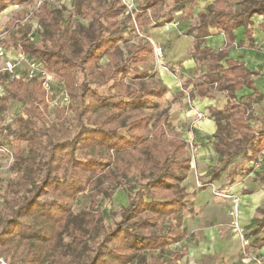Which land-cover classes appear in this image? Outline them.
I'll list each match as a JSON object with an SVG mask.
<instances>
[{
    "label": "trees",
    "instance_id": "1",
    "mask_svg": "<svg viewBox=\"0 0 264 264\" xmlns=\"http://www.w3.org/2000/svg\"><path fill=\"white\" fill-rule=\"evenodd\" d=\"M8 1L0 0V7ZM163 1L143 0L140 7L156 8ZM186 1L174 0L163 21L184 9ZM39 6L42 31L30 39L23 28L13 44L64 82L73 98L74 116L66 117V127L48 125L46 92L38 77L31 78L30 93L20 78L7 75L1 80L0 113L17 100L25 103L22 113L26 117L19 114L13 126L5 124L0 130L24 142L29 153H14L19 175L2 196L8 211L1 214L6 218L0 215V255L12 247L16 264H172L180 254L172 252L170 258L165 254L185 236L181 225L188 202L182 182L191 157L181 134L172 135L167 129V110L154 113L167 87L156 76L151 44L139 40L130 45L126 58L119 54L117 44L128 25L120 0H72L67 15L51 8L48 0H40ZM254 14L262 15L264 31V0H240L233 9L227 0H214L185 31L195 39L192 55L209 63L201 76L182 82V90L198 82L195 94L212 96L214 91H225L228 97L222 110H211L217 125L212 142L219 162L199 178L205 185L233 157L254 161L264 148V113L259 116L249 110L251 97H235L243 86L257 94L254 78L260 72L228 55L235 28L243 26L251 39ZM74 16L90 21L84 25ZM211 29L221 30L225 37L217 50L202 46ZM77 73L82 77L75 88ZM108 83V91L96 89ZM60 112L63 116L64 110ZM70 128H76L72 137L67 135ZM100 175L108 180L107 189L101 188ZM119 186L127 191V203L113 223L105 225L101 215L91 223L89 212H72L79 193L90 190L93 208L100 192L107 194ZM48 194L52 196L47 198ZM86 219L91 220L88 227L83 225ZM257 221L258 228L264 227V212ZM63 235L75 240L77 251L72 248L67 255L60 254ZM91 242L97 243L92 246ZM18 249L20 255L14 256Z\"/></svg>",
    "mask_w": 264,
    "mask_h": 264
},
{
    "label": "crops",
    "instance_id": "2",
    "mask_svg": "<svg viewBox=\"0 0 264 264\" xmlns=\"http://www.w3.org/2000/svg\"><path fill=\"white\" fill-rule=\"evenodd\" d=\"M213 2L214 0H187L184 9L174 11L171 20L166 22L163 20L167 17L169 8L159 12L165 5V0L156 8L140 7L142 11H153L155 21L145 26V34L162 48V59L160 61L153 59V64L156 76L166 85L167 91L164 97L157 101L163 99L171 103V111L175 112L173 125L180 130L185 141L192 140L195 149L194 160L190 163L187 176L182 182L188 202L181 225L185 236L179 244L172 243L169 246L165 257L170 258L172 252L180 254L178 259H172V264H256L243 255L239 241L231 232L228 200L215 196L210 186H196L199 178L207 175L212 167L218 165L219 155L212 142L217 125L211 110H222L227 104L228 97L225 91H214L212 96L195 94L198 82L191 83L182 90V82L201 76L209 63V60L195 59L191 53L195 39L185 34V31L197 21L199 13ZM138 20L141 24L139 17ZM262 21V15L254 14L251 17V39L245 35L243 26L235 28L233 30L235 39L228 50L229 57L239 59L249 69L260 72V75L254 78L257 94L254 89L247 86L235 91L237 100L251 97L249 110L259 116L264 113V31L260 27ZM224 43L223 32L219 29H211L209 35L204 38L202 46L217 50ZM220 63L224 65L225 59ZM258 94L260 97L257 96ZM168 107L170 109V105ZM197 112L203 114L201 119L196 118ZM238 156L242 155L233 157L212 182L229 192L240 194V221L251 233L253 249L261 258V264H264V239H262L264 227L258 228L257 221L264 212V187L260 182L258 183L260 186H257L254 181L246 177H256L257 173L261 175V172L258 170L251 172L249 169L247 172L241 169L235 170V167H239L241 159ZM242 157L248 161L246 157ZM235 174L239 176L238 180H234Z\"/></svg>",
    "mask_w": 264,
    "mask_h": 264
},
{
    "label": "rangeland",
    "instance_id": "3",
    "mask_svg": "<svg viewBox=\"0 0 264 264\" xmlns=\"http://www.w3.org/2000/svg\"><path fill=\"white\" fill-rule=\"evenodd\" d=\"M172 1L173 0H165V5L160 8L159 12L163 11L164 9L165 10L168 9ZM239 1L240 0H227V4L230 8L233 9L238 6ZM48 2L51 8L61 9L63 13L67 15L68 10L71 8L72 0H48ZM141 3H142V0H135V7L138 10L136 12V16L139 17L141 20V24H140V30L142 33L141 35H138L133 29V25L131 24V21H130V16L129 17L127 15L125 16L128 18V25L126 26L124 39L118 42L117 44V48L120 52L119 54H121L123 58H126L129 55V48L131 44L139 40L149 43L147 39V35L145 34L146 33L145 26L151 23L152 21H155L154 13L153 11H149V12L142 11L140 8ZM39 5H40V0H22L20 2H16L15 0H10L2 4L0 7V38H2V43L4 44L6 51H7V55L5 56V58L0 60V74H1L0 82L1 80L5 81V78L8 77L7 75H10L11 77L20 78L23 80L24 87L29 93L32 91L31 87L33 84L32 83L33 79L27 78L28 70L24 62H21L20 64H18L11 71H2V67L7 60L12 59V57H14L15 54H17L18 52H22L20 48L16 47L13 44V41H14V38L20 36L21 30L23 28H24V31L26 32L25 37L30 38V39L32 37L36 38L37 37L36 35L42 31V27L40 25L39 15H38L39 12L41 11ZM73 18L76 22H80L84 25H87L90 21L89 17L82 18L80 16H74ZM35 32L37 34H35ZM24 54H27V53H24ZM153 59H155V56ZM153 61L154 60H152V63ZM106 62H107L106 57H103L101 59V63L105 64ZM49 74L52 80V91L50 94L46 95V99H45V104L47 105V109H48V111L46 112V116H45L46 123L48 125H53L54 127H58L61 124L62 126L66 127L67 125L66 117L71 118L74 116L73 111L70 108L73 98L68 96V101L67 100L64 101L63 95H62L64 93L63 90L66 91L64 82L61 81V79L57 77L54 73L49 72ZM81 77H82L81 73L75 74V77H74L75 88H78L79 83L81 81ZM128 77H129V72L127 73V77H125V79L128 80L129 79ZM92 86L94 87L95 84H93ZM108 86H109V83L106 85L96 86V89L98 91H108ZM169 105H170V109L168 107ZM24 106H25V103L22 101L11 100L8 103L7 108L0 113V128L5 124H11L13 126L14 123L16 122V117L19 114H22L24 117H26V114L22 113ZM156 107L157 109L154 110V113L156 116L161 110L163 109L167 110L166 125H167V129L170 132H172V135H175L176 133H180V130L173 125L175 124V119L173 118V116H175V112L171 111V103L167 100L162 99L160 100V102L157 101ZM61 110H64L63 116L61 115V112H60ZM161 118H163V116ZM75 132H76V128H70L68 130L67 135L72 137ZM6 135L7 136H5L4 138L10 144V147L13 150V153H15L17 150H22L23 156L28 155L29 150L26 147V144L24 142H18L16 139H14L13 135L11 134H6ZM186 148H187V142H186ZM194 153H195V149H194ZM239 157L241 158L239 167H235V170L241 169L243 170V172H247L248 169L251 172H254L256 170L260 171L261 175L257 173L256 177H252V178L250 176H246V177L254 181L257 186H260V184H258L260 182L261 185L264 187V160L262 161L261 165H259L256 169H253L252 163L256 162L258 158L254 161L249 162L246 159H244L242 156H238V158ZM15 168L16 167H15L14 157L12 161H9L4 156H0V215L8 211L3 206L2 196L3 194L8 192L9 185L12 182H14L17 176L19 175V172ZM238 179H239V176L235 174L234 180H238ZM100 181H101V185H100L101 188L102 189L106 188L108 184V180L105 178V176L100 175ZM196 186L197 187H207L208 185H205L204 183H202L200 179L199 181H196ZM215 186L217 188L216 192H219V194L214 193L212 190L213 194L217 197L225 198L229 202L228 215L231 219L230 229L234 237L239 241L240 248L242 250L241 241L236 235L235 231H233V227H232L233 218H232V215L230 214L232 199L234 197H239V208H238L236 219L238 220V223L244 228V231L246 232V237L251 241V237H250L251 233L247 231L246 227L241 223L240 218H239L240 201H241L240 194H238L237 192H229L228 190H225L217 185ZM51 196H52L51 194L46 195L47 198ZM126 203H127L126 189L123 186L111 187L110 189H108L107 194L105 193L103 194L102 192L99 193L97 205L91 208V205H90L91 204V193H90V190H87L85 192H82L76 195V199L73 201L71 210L74 214H77L80 212H89L93 220L91 222V220L86 219L87 220V221L85 220L86 223H83V225L85 224L84 226L88 227L91 223H93L97 218L96 215H101L103 217L104 224L106 225V224L113 223L115 220H118L120 218L121 209ZM4 217L5 216H3L2 218ZM98 238H101V236H99ZM61 239H62L61 241L62 243L61 245H59L60 254L62 251L64 253L62 255H65V254L67 255L66 252H69V250H71L72 248H75L76 251L79 248L78 246H76L75 240L69 235H63ZM250 241L244 247V249L246 251L252 250L255 253V250L253 249L254 246L251 244ZM96 243L91 242L92 246H95ZM6 250H9V253L6 255H0V264H16L17 261H15L14 260L15 258L13 259L11 256L13 248L7 247ZM20 253L21 251L20 249H18L17 251L13 253V255L18 256L20 255ZM255 255L257 254L255 253Z\"/></svg>",
    "mask_w": 264,
    "mask_h": 264
},
{
    "label": "built area",
    "instance_id": "4",
    "mask_svg": "<svg viewBox=\"0 0 264 264\" xmlns=\"http://www.w3.org/2000/svg\"><path fill=\"white\" fill-rule=\"evenodd\" d=\"M121 2L124 5L125 15H127L128 17L130 16V21H131V24L133 25V29L138 35H141L142 33L140 30V23H139L138 17L136 16V12L138 10L135 7V0H121ZM147 39L152 44V51H153V55L155 56V59L157 61H160L162 59L161 46L155 44L150 38H147ZM6 55H7L6 48L4 44L2 43V38H0V60L5 58ZM21 62H24L27 66V70H28L27 78L31 79L34 77H38L41 82V86L46 92V95L50 94L52 91V80L50 78L49 72L45 69L42 62H40L38 59L30 55L24 54L22 52H18L17 54H15L14 57H12V59H9L5 62V64L2 67V71H11ZM63 92H64L62 94L63 100L68 101V95L66 91L63 90ZM3 94H4L3 86L0 83V97ZM202 117H203V114L201 112L196 113L197 119H201ZM5 136H7L6 132L4 130L2 131L0 130V156H4L9 161H12L14 157V153L8 141L4 138ZM186 142H187V148L190 152V157H191V162H192L194 160L193 142L191 139L187 140ZM263 160H264V148L260 152L256 162L252 163L253 169H256L259 165H261ZM207 185L211 187L214 193L219 194V192H216L217 188L213 184V182H210ZM238 208H239V197H234L232 199L230 214L232 215V218H233L232 220L233 231H235L236 235L238 236L242 244V253L245 257L252 259L256 264H261V258L259 256L255 255V253L252 250L246 251L244 249V247L249 243L250 240L246 237V232L244 231V228L238 223V220L236 219ZM175 243L179 244L180 242L178 241Z\"/></svg>",
    "mask_w": 264,
    "mask_h": 264
}]
</instances>
